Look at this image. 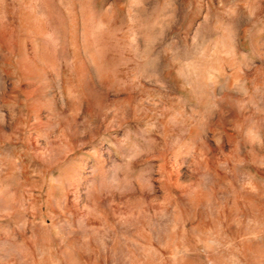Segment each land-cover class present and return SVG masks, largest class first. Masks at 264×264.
Returning a JSON list of instances; mask_svg holds the SVG:
<instances>
[{"label":"rangeland","instance_id":"rangeland-1","mask_svg":"<svg viewBox=\"0 0 264 264\" xmlns=\"http://www.w3.org/2000/svg\"><path fill=\"white\" fill-rule=\"evenodd\" d=\"M0 264H264V0H0Z\"/></svg>","mask_w":264,"mask_h":264}]
</instances>
